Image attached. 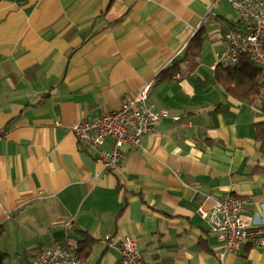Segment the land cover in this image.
Wrapping results in <instances>:
<instances>
[{"label": "crops", "instance_id": "obj_1", "mask_svg": "<svg viewBox=\"0 0 264 264\" xmlns=\"http://www.w3.org/2000/svg\"><path fill=\"white\" fill-rule=\"evenodd\" d=\"M230 28L240 22L229 0H0L5 264L86 235L93 242L78 264H121L124 237L143 264H220L222 243L197 210L225 194L245 197L243 216L264 229L253 133L262 98L230 95L212 67ZM199 31L194 64L186 49ZM170 66L174 76L159 75ZM147 82L148 102L167 116L141 148L123 147V171L109 172L70 127ZM221 264H264V247L242 246Z\"/></svg>", "mask_w": 264, "mask_h": 264}, {"label": "built area", "instance_id": "obj_2", "mask_svg": "<svg viewBox=\"0 0 264 264\" xmlns=\"http://www.w3.org/2000/svg\"><path fill=\"white\" fill-rule=\"evenodd\" d=\"M21 3L26 0H9ZM237 10L242 22L241 30H228L224 34L226 47L218 52L216 64L237 65L239 56L246 54L263 72L259 94L264 97V0H229ZM151 84H143L136 92L121 97L119 107L113 111L74 122L70 129L80 146L94 151L95 158L109 171L120 173L124 169L123 147H142L143 139L154 131L155 123L167 112L148 102ZM177 117H175L176 119ZM109 138L111 148L103 149ZM247 199L236 194H225L213 199L210 209L198 208V215L205 219L210 229L221 241L217 253L220 264L226 253H238L245 245L264 247V229L253 228L243 216ZM106 240H110L107 236ZM114 245V243L110 242ZM121 264H143L142 254L135 240L124 237L115 244ZM13 264H78L76 246L73 243L54 245L39 252L28 263L16 260Z\"/></svg>", "mask_w": 264, "mask_h": 264}, {"label": "trees", "instance_id": "obj_3", "mask_svg": "<svg viewBox=\"0 0 264 264\" xmlns=\"http://www.w3.org/2000/svg\"><path fill=\"white\" fill-rule=\"evenodd\" d=\"M239 22L240 28H230L228 30H241L243 26L240 19ZM200 33L201 31L195 34L190 41V46L186 49V56H189L194 64L199 60L198 45L201 39ZM175 67L176 66H170L169 68L165 67L159 75L162 76V73L166 72L165 74H167V77L174 76L176 74ZM214 68L216 82L219 83L230 95L237 98L247 99L249 102H254L260 95L258 88L263 78V72L260 67L248 57V55L241 54L237 65L224 66L216 64ZM261 109L264 112V97H262ZM253 133L257 149L262 155H264V120L255 124ZM257 167L258 166H255V170L264 169V167ZM92 242L93 240L86 235L81 241L75 244L79 261L86 257L85 255L89 251ZM6 260L7 254L0 250V264H5Z\"/></svg>", "mask_w": 264, "mask_h": 264}, {"label": "rangeland", "instance_id": "obj_4", "mask_svg": "<svg viewBox=\"0 0 264 264\" xmlns=\"http://www.w3.org/2000/svg\"><path fill=\"white\" fill-rule=\"evenodd\" d=\"M260 98H262V97L259 95L257 99H260Z\"/></svg>", "mask_w": 264, "mask_h": 264}]
</instances>
